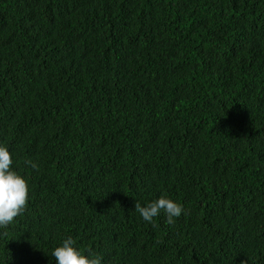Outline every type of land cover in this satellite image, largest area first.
<instances>
[{"label":"trees","instance_id":"16d2710c","mask_svg":"<svg viewBox=\"0 0 264 264\" xmlns=\"http://www.w3.org/2000/svg\"><path fill=\"white\" fill-rule=\"evenodd\" d=\"M0 145V264H264V0H0Z\"/></svg>","mask_w":264,"mask_h":264},{"label":"clouds","instance_id":"9594fccd","mask_svg":"<svg viewBox=\"0 0 264 264\" xmlns=\"http://www.w3.org/2000/svg\"><path fill=\"white\" fill-rule=\"evenodd\" d=\"M33 168L38 166L32 161H26ZM12 155L6 146L0 145V228H6L13 220L22 214L28 203L29 188L26 179L14 171ZM135 211L147 222H152L161 213L167 216V223H174L184 211L183 206L176 201L162 195L146 206L136 201ZM74 239L69 236L61 246L56 247L52 256L57 264H101L102 258L89 252L87 255L79 251Z\"/></svg>","mask_w":264,"mask_h":264},{"label":"bare ground","instance_id":"6f19581e","mask_svg":"<svg viewBox=\"0 0 264 264\" xmlns=\"http://www.w3.org/2000/svg\"><path fill=\"white\" fill-rule=\"evenodd\" d=\"M259 71V70H258Z\"/></svg>","mask_w":264,"mask_h":264}]
</instances>
